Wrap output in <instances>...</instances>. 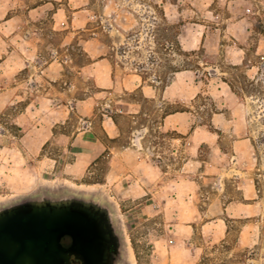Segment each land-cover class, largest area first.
<instances>
[{"label": "rangeland", "instance_id": "1", "mask_svg": "<svg viewBox=\"0 0 264 264\" xmlns=\"http://www.w3.org/2000/svg\"><path fill=\"white\" fill-rule=\"evenodd\" d=\"M69 1L79 5L10 0L17 30L0 34L6 43L0 62L11 63L0 66V93L13 91L8 105L0 102V207L43 193L100 200L113 211L121 240L116 264H264V0H113L106 18L98 13L103 0H93L97 12L86 26L92 31L80 26L77 34H69ZM241 18L251 22L249 31L233 26ZM97 28L104 32L101 41L113 46L108 55L118 77L107 95L82 70L90 59L81 40L97 36L91 34ZM217 29L220 53L202 46L182 50L185 32ZM231 45L245 49L243 64H232ZM181 71L163 99V89ZM130 73L142 76L156 97L123 92L119 79ZM221 81L231 86V96H219ZM176 111L186 113L165 120ZM103 114L117 125L113 138L103 135ZM191 123L210 130L214 143L191 150L185 139L192 129L180 128ZM41 126H52L54 137L34 155L22 138ZM85 129L97 131L101 144L90 165L73 175L67 172L76 158L71 144ZM223 152L228 158L221 161ZM198 159L207 160L203 174L191 161ZM220 187L225 202L251 206L245 212L241 206L227 236L215 241L212 226L203 223ZM176 219L193 225L189 238Z\"/></svg>", "mask_w": 264, "mask_h": 264}, {"label": "crops", "instance_id": "2", "mask_svg": "<svg viewBox=\"0 0 264 264\" xmlns=\"http://www.w3.org/2000/svg\"><path fill=\"white\" fill-rule=\"evenodd\" d=\"M74 3L75 6H71V4ZM75 1H69L68 6H70L73 9L72 15L73 18L71 20V23H69L68 27L71 28L69 31V34H77L79 32L76 31L77 28H81L80 26H83L82 32H90L92 31L89 28H86V26L91 23V17L97 12L95 9L97 8L96 4H94L93 0H79V5ZM103 11L98 12L101 15H103L104 18L108 17L109 15L113 14V6L114 1L113 0H103ZM39 8V7H37ZM36 8V9H37ZM11 11V4L10 0H0V34L8 35L16 32V28L14 27V20L15 18L13 16H10L9 13ZM58 23L60 24V20H62V14L59 10V12L56 14ZM113 16V15H112ZM103 18V19H104ZM108 20V18H107ZM119 19H115V29H119ZM77 24V26H75ZM71 26V27H70ZM121 26V25H120ZM233 26H236L238 28H243L249 31L251 27V22L247 20V18H241L239 21L233 23ZM104 30V29H103ZM121 31V29L119 30ZM218 33L212 32H206L205 30L201 32L200 34L197 32V35H194V33L191 32H185L180 37V44L181 48L184 51H190L198 49L202 46L207 52L210 53H220L221 47H223L221 43V29H217ZM92 36L88 39L81 40V44L83 46V50L89 57V63L86 64L82 70L89 74L97 84L101 88V93L103 94H111L110 89H112L115 85V82H117V76H115L114 71V63L113 60L109 57L108 53L111 49H113V46L111 44H108L106 42L101 41V35L104 34V32L101 31L100 28H97L96 32L91 33ZM6 43L4 42L3 45L0 43V49L1 51H4ZM229 52L230 60L232 64L234 65H241L245 61V49L242 47H237L235 45H231L226 47ZM0 66L4 65H10V61L7 58H1ZM181 72H176V75L173 77L172 83L170 85H167L163 91H162V98H166L170 92V88L173 83L179 82V76L182 74ZM1 78V75H0ZM122 81L121 89L123 92H135L140 91L143 93L145 98H155L156 93L154 90H150L147 88L144 83V78L140 76L139 74L130 73L125 74L124 77H120L119 79ZM222 84H219V96L226 95L231 96L233 94L231 86L225 82L221 81ZM222 94V95H221ZM13 97V91L7 89L0 93V102L4 105H8ZM53 103V102H52ZM81 106L78 107L80 110H83L85 106L87 105L86 101H83V103L80 104ZM128 106H132L133 108L138 107L139 105L136 103H126ZM52 110V114L54 113V109ZM125 112V111H123ZM136 112V111H135ZM186 112H179L176 111L174 113H169L165 117V120H170L171 118H178L181 117ZM222 114H225L222 113ZM216 116L219 114H215ZM105 117L103 120V135L108 138H113L115 133V128H117L116 123L114 122L113 118L109 114H103ZM215 117L212 118V124H215ZM193 123H191V126L188 127L187 124H182L180 126L181 129H192V133L188 138H186L187 145L191 147V150L194 148L196 151L199 150V148L203 145V143H214V134L208 130L204 126H192ZM54 137V131L52 126H41L39 128H36L35 130H32L30 133L26 134L22 138V142L31 150V152L34 155H38L43 150L44 145L49 142ZM216 144L218 145L217 139H215ZM101 144V140L99 137V134L97 131L93 129H85L83 132L75 135L73 137L72 142V150L74 151V154L76 156L75 160L69 165L68 167V173L70 174H78L84 171L88 165L93 160V156L95 155L97 149L99 148V145ZM104 144V143H103ZM219 146V145H218ZM224 156H227L228 154L223 152V157H221V161L224 160ZM197 158V156H196ZM193 159V158H191ZM194 161L193 165H195V170L197 172H200L201 174L204 173L203 164L207 162V160H191ZM229 161V160H228ZM227 161V167L229 169V163ZM192 165V164H191ZM214 180H217L221 182L218 178H213ZM221 184V183H220ZM197 190L200 189L199 182L196 183ZM222 186V185H220ZM223 187H220L218 189L219 192H215L212 194L215 198L212 200V202L207 206V216L209 219H207L203 223V227L206 226H212V237L215 241H220L224 239L227 234L229 233V222L235 217H241L242 213V207L243 212L246 211V206H251L250 204H247L246 202H235V201H224L223 196ZM198 192V191H197ZM246 192L244 193V200L247 199ZM186 204H189V202H185ZM238 204V205H237ZM221 213L225 215L224 217H220V211ZM178 227V230L180 232H183L182 237L183 238H189L194 233V228L192 224H189V221L187 223H183L181 220H177L175 224ZM206 230V229H205ZM204 230V232H205ZM193 252L189 251L186 252L184 255V258H187L185 261L192 260ZM195 258L199 257V251L196 250L194 254Z\"/></svg>", "mask_w": 264, "mask_h": 264}, {"label": "water", "instance_id": "3", "mask_svg": "<svg viewBox=\"0 0 264 264\" xmlns=\"http://www.w3.org/2000/svg\"><path fill=\"white\" fill-rule=\"evenodd\" d=\"M120 247L113 211L93 197L43 193L0 207V264H116Z\"/></svg>", "mask_w": 264, "mask_h": 264}, {"label": "flooded vegetation", "instance_id": "4", "mask_svg": "<svg viewBox=\"0 0 264 264\" xmlns=\"http://www.w3.org/2000/svg\"><path fill=\"white\" fill-rule=\"evenodd\" d=\"M63 244L66 245V246H69L71 244V240L70 239H65V240H63ZM98 253H99V251L97 250L96 254L98 255ZM115 255L117 256L118 254H115ZM70 264H98V263H93V261L89 262L87 260L83 261L81 259L76 258L75 255H72L71 259H70Z\"/></svg>", "mask_w": 264, "mask_h": 264}, {"label": "built area", "instance_id": "5", "mask_svg": "<svg viewBox=\"0 0 264 264\" xmlns=\"http://www.w3.org/2000/svg\"><path fill=\"white\" fill-rule=\"evenodd\" d=\"M94 17H96V16H94Z\"/></svg>", "mask_w": 264, "mask_h": 264}]
</instances>
